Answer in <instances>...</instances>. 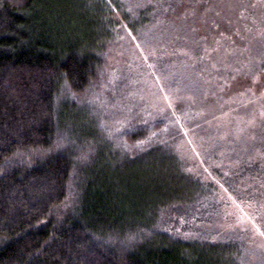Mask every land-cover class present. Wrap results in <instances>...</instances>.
I'll use <instances>...</instances> for the list:
<instances>
[{"label": "trees", "instance_id": "1", "mask_svg": "<svg viewBox=\"0 0 264 264\" xmlns=\"http://www.w3.org/2000/svg\"><path fill=\"white\" fill-rule=\"evenodd\" d=\"M263 71L264 0H0V264H264Z\"/></svg>", "mask_w": 264, "mask_h": 264}, {"label": "rangeland", "instance_id": "2", "mask_svg": "<svg viewBox=\"0 0 264 264\" xmlns=\"http://www.w3.org/2000/svg\"><path fill=\"white\" fill-rule=\"evenodd\" d=\"M242 48L246 49V47H244L243 45H242ZM141 85H144V83L141 82ZM246 86L250 89L251 95L254 98L255 102L259 103V107L257 106L258 109L255 112H253V113L249 112L248 116H245V115L239 116V118L236 122L237 125L235 126L234 129L232 128L234 130V131H232V134L233 133L235 134L236 139H239V136H240L239 134L241 132L245 133V131H246V133H248L251 126L256 127L258 124H260L261 119H263V121H264V71L258 73L257 75H255L253 77H251L248 80V83ZM155 91H156L155 88L148 89V91L146 90V93L150 95V99H151L153 105H155L156 103H159L160 100H162L161 99L162 97L157 96ZM143 93H144V90L141 91V94H143ZM234 100H238V98H236ZM230 103H231V101L228 100L226 105L229 106ZM259 119H260V121H258ZM252 230H253V233L255 235L256 230H254L253 227H252ZM256 236H257V239L254 237L253 242H255L257 245H259L264 250V239L262 238L261 235H259V233L256 234ZM260 264H262V261H260Z\"/></svg>", "mask_w": 264, "mask_h": 264}]
</instances>
